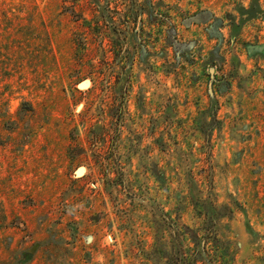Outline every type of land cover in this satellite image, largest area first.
Here are the masks:
<instances>
[{"label":"rangeland","instance_id":"1","mask_svg":"<svg viewBox=\"0 0 264 264\" xmlns=\"http://www.w3.org/2000/svg\"><path fill=\"white\" fill-rule=\"evenodd\" d=\"M184 226L264 264V0H0V264H207Z\"/></svg>","mask_w":264,"mask_h":264},{"label":"trees","instance_id":"2","mask_svg":"<svg viewBox=\"0 0 264 264\" xmlns=\"http://www.w3.org/2000/svg\"><path fill=\"white\" fill-rule=\"evenodd\" d=\"M184 233H189L192 241L196 244V250L194 252V261L203 260L207 264H212L210 261L208 262L206 258V235L202 236L201 238L198 236L197 232L193 229H190L184 226L183 229ZM178 232L175 234V246L173 247V257L168 258V264H191L188 262L187 258L184 255V251L182 248L181 243L178 241L177 235Z\"/></svg>","mask_w":264,"mask_h":264},{"label":"water","instance_id":"3","mask_svg":"<svg viewBox=\"0 0 264 264\" xmlns=\"http://www.w3.org/2000/svg\"><path fill=\"white\" fill-rule=\"evenodd\" d=\"M211 70H212V68H211Z\"/></svg>","mask_w":264,"mask_h":264}]
</instances>
